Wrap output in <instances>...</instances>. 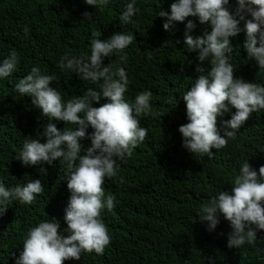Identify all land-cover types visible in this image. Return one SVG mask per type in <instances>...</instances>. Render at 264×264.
Segmentation results:
<instances>
[{
	"label": "trees",
	"instance_id": "trees-1",
	"mask_svg": "<svg viewBox=\"0 0 264 264\" xmlns=\"http://www.w3.org/2000/svg\"><path fill=\"white\" fill-rule=\"evenodd\" d=\"M127 2L109 0L94 9L84 0H0V60L13 50L19 56L15 72L0 80V177L7 185L41 179L44 186L34 203L14 202L0 216V264H15L27 231L43 220L59 221V232L68 235L64 209L70 192L64 167L55 161L43 165V172L40 165L23 166L15 158L23 141L37 137L47 121L31 98L21 97L14 86L35 66L42 73L56 74L51 86L64 99L82 95L87 88L98 90L100 82L81 81L75 73L61 70L58 62L65 54L86 58L93 34L106 40L115 32L134 37L125 49L127 63L120 65L117 55L105 57L103 66L111 63L113 69L125 68L129 80L125 98L129 102L150 90L152 110L159 116L140 117L147 136L131 156L118 161L117 175L104 181L105 195L116 198L114 209L101 213L111 238L104 254L84 253L80 260L63 264H209V258L214 264H264V230L257 232L254 246L230 249L227 234L231 229L223 217L212 232L197 217L201 204L221 190L230 191L243 161L249 159L257 172L264 165V111L252 113L226 147L212 149L211 158L185 150L178 128L188 122L186 105L177 90L186 91L192 79L198 78L197 53L184 48V23L165 31L163 18L157 17L160 8L170 10L173 0H137L139 13L124 24L119 16ZM85 12L92 14L91 22L85 20ZM194 34L202 35V26L198 25ZM244 39L243 32L231 38L235 75L264 85V71L248 60ZM53 123L58 129L66 126ZM82 143L90 146V141Z\"/></svg>",
	"mask_w": 264,
	"mask_h": 264
},
{
	"label": "clouds",
	"instance_id": "clouds-1",
	"mask_svg": "<svg viewBox=\"0 0 264 264\" xmlns=\"http://www.w3.org/2000/svg\"><path fill=\"white\" fill-rule=\"evenodd\" d=\"M84 2L97 9L109 0ZM136 5L137 0H129L123 6L119 16L122 23L132 22L139 13ZM83 16L88 22L93 20L91 13L85 12ZM157 17L163 18L165 31L184 23V48L188 53H197L198 78L192 79L186 91L177 90L186 105L188 121L178 131L185 150L211 158L212 149L219 151L226 147L252 113L264 111V85L235 75L231 43V38L243 32V49L248 60H254L258 69L264 71V0L231 3L230 0H173L170 10L160 8ZM198 25L202 26V35L194 34ZM133 39V35L123 32H115L106 40L93 34L89 56L60 57L61 70L75 73L81 81L100 82L98 90L87 88L82 95L64 99L51 86L57 80L56 74L42 73L35 66L15 84L14 91L21 97H30L47 121L37 137L23 141L15 158L23 166L40 165L43 172H46L43 165L51 166L59 161L70 192L64 209L67 225L64 231L68 235L59 232L60 223L55 219L39 222L27 231L15 264L78 261L84 253L103 255L110 244L101 213L105 209L112 211L116 198L105 195L104 181L117 175L118 161L131 156L147 136L148 129L140 126V117L159 116L152 110L150 90L142 91L129 102L125 98L129 85L125 68L113 69L111 63L103 66L105 57L117 55L120 65H125L128 59L125 49ZM18 64L19 56L14 50L0 60V80L10 77ZM102 98L106 102L101 103ZM94 103L100 106L94 107ZM226 114L230 119H224ZM54 120L72 127L58 129ZM85 140L90 141V146L85 147L82 143ZM230 185V191L221 190L201 204L197 217L209 232L217 228L223 217L231 229L227 234L228 248L254 246L257 232L264 230V165L257 172L249 159L243 161ZM43 192L41 179L7 185L0 177V216L14 202L31 205ZM209 264H214L211 258Z\"/></svg>",
	"mask_w": 264,
	"mask_h": 264
}]
</instances>
